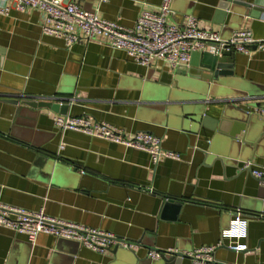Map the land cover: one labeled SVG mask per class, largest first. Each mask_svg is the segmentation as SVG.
<instances>
[{
    "label": "crops",
    "instance_id": "crops-1",
    "mask_svg": "<svg viewBox=\"0 0 264 264\" xmlns=\"http://www.w3.org/2000/svg\"><path fill=\"white\" fill-rule=\"evenodd\" d=\"M162 1L69 0L125 28H133L143 10L159 12ZM234 1L251 6L254 18L243 17L242 7L235 15L224 11L222 0H175L169 22L182 25L194 16L201 30L224 40L240 30L264 38V0ZM8 6L9 14H0V203L139 243L143 259L149 250L193 252L221 244L216 263L264 264V187L237 165L247 160L264 169V51L233 52L231 86L204 99L210 125L226 108L231 118L237 111L250 115L254 146L235 143L234 161L223 153L230 134L202 127L195 133L189 114L198 97L176 88L209 75L202 57L173 69L160 60L141 66L103 38L69 48L42 33V12ZM53 98L71 100L67 115L24 104ZM56 116L90 117L128 136L153 134L181 160L154 164L146 152L61 132ZM236 210L248 215L247 237L239 241L247 251L240 253L229 248L237 241L225 237ZM133 255L122 248L98 253L47 234L31 243L0 226V264H130Z\"/></svg>",
    "mask_w": 264,
    "mask_h": 264
},
{
    "label": "built area",
    "instance_id": "built-area-1",
    "mask_svg": "<svg viewBox=\"0 0 264 264\" xmlns=\"http://www.w3.org/2000/svg\"><path fill=\"white\" fill-rule=\"evenodd\" d=\"M174 1L163 0L157 13L143 10L133 28L102 19L97 13L88 12L69 0H0V14H9V2L21 10L40 11L44 18V35L62 39L69 48L83 41L103 38L112 49L126 52L137 64L146 67L157 60L168 63L173 69L188 66L195 53L208 52L220 57L224 52L248 54L252 49L264 51V38H256L251 30L237 31L229 40H224L217 32L201 30L194 16H189L182 25L170 23ZM261 113L264 116V109ZM54 124L61 132L76 131L146 152L154 164H158L162 158L181 160L179 153L164 150L161 138L150 133L140 132L128 136L124 131L104 122H96L90 117L56 116ZM60 149L63 150L64 145ZM253 165V162L248 161L243 169L249 170L264 187V169L253 168ZM234 214L225 230V237L237 241L229 245L231 250L245 252L247 247L239 241L247 237L248 215L241 210H236ZM0 226L26 236L31 243L40 235L47 234L78 242L98 253L114 248L130 251L140 248L139 243L50 217L42 210L32 212L3 203H0ZM220 245L203 247L193 252L149 250L147 256L158 261L170 254L182 253L184 257L192 259L193 264H216L214 253Z\"/></svg>",
    "mask_w": 264,
    "mask_h": 264
},
{
    "label": "water",
    "instance_id": "water-1",
    "mask_svg": "<svg viewBox=\"0 0 264 264\" xmlns=\"http://www.w3.org/2000/svg\"><path fill=\"white\" fill-rule=\"evenodd\" d=\"M222 4L220 5V8L224 11H231L232 13L237 14V8L242 7L245 10V13L242 14L243 17H249L254 18L253 14H250L252 8L249 5L246 4H240L237 1L234 0H222ZM250 10V11H249ZM239 14V13H238ZM233 53L232 52H224L222 56H215L211 53L204 52V53H195L192 57V61L195 60V58H203V64L201 67H203L205 70L209 72V75L204 76L203 79L193 78L192 80H195L198 83H195L193 85H188L187 87L181 86L180 84L177 85L176 88L178 89H184L191 91L194 97H198L194 104L195 108L192 110V113L189 114L191 116V126L195 128V133L199 132V128L202 127L204 129L213 131V132H227L230 134L231 139L233 140L232 143H229L227 146L224 147L223 153L227 154V157L229 159H235L233 158L236 145L235 143L241 144V146H249L253 143L250 140L251 137V131H250V115L249 113H246L244 111H237L236 116L230 115V108H226V110L222 114V119L213 122L212 125L208 124L209 118L206 116H203V106L205 104V97L206 95H209L211 92L216 91L217 89L226 88L231 86V78L234 77V71H233ZM191 61V65L193 62ZM180 73L178 72L177 75ZM180 82V81H179ZM66 101L68 103H66ZM69 101L70 99H61V98H53L49 101H32V102H24V104L33 109H39V108H48L52 110L55 113H59L61 115H67L68 109H69ZM15 104L18 102L15 101ZM230 120H233L235 125H231L229 122ZM254 146V145H252ZM242 148V147H241ZM241 151V149H240ZM238 151L237 153H239ZM237 155V154H235ZM240 156V153H239ZM225 157V156H223ZM218 158L220 161L225 162V158ZM242 160V159H241ZM227 162V161H226ZM246 161H240L237 162V165H239V169L242 172H249V170H244V165ZM172 201V200H170ZM235 214L233 213V216ZM229 227V226H228ZM65 240V239H62ZM68 241V240H67ZM119 248H114L111 250L113 254H117ZM133 252V259L129 260L130 264H193L192 259L188 257H184L182 253L178 254H170L168 256H165L161 258V260L154 261L150 259L148 256L146 258H139L136 251ZM216 264H225V263H216Z\"/></svg>",
    "mask_w": 264,
    "mask_h": 264
}]
</instances>
